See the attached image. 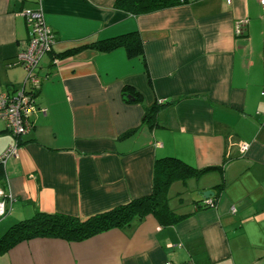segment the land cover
Wrapping results in <instances>:
<instances>
[{
  "label": "crops",
  "instance_id": "obj_1",
  "mask_svg": "<svg viewBox=\"0 0 264 264\" xmlns=\"http://www.w3.org/2000/svg\"><path fill=\"white\" fill-rule=\"evenodd\" d=\"M114 2L0 0L1 91L25 77L16 64L30 30L23 10L41 8L56 37L35 98L45 111L1 168L0 190L13 200L0 240L36 211L84 218L150 195L156 159L210 169L169 185L170 208L189 214L176 223L147 215L81 241L3 242L0 264H264V6L185 0L133 15ZM132 31L142 55L88 47ZM160 101L152 123L144 105ZM14 140L1 122L0 154ZM187 188L195 194L184 200ZM204 190L215 206L196 209Z\"/></svg>",
  "mask_w": 264,
  "mask_h": 264
},
{
  "label": "trees",
  "instance_id": "obj_2",
  "mask_svg": "<svg viewBox=\"0 0 264 264\" xmlns=\"http://www.w3.org/2000/svg\"><path fill=\"white\" fill-rule=\"evenodd\" d=\"M185 0H115L114 6L133 15L154 12L167 7L181 4ZM88 47L98 51H109L117 47H123L129 57L142 55L143 40L136 31L120 34L93 42ZM80 48L66 54L74 53ZM40 90V89H39ZM35 93V98L39 93ZM124 89V95L126 94ZM133 94V93H132ZM134 99L141 102L138 93ZM162 101L152 106H145V118L152 123L155 121V112ZM210 168L196 169L176 158L156 159L153 169L152 192L146 197L131 200L128 203L118 205L114 208L79 218L62 213H44L36 211L30 218L19 221L8 228L2 240L0 249H5L11 242L20 239L34 237L58 238L66 241H81L98 233L113 229L127 228L136 225L147 215L154 216L162 224H173L184 219L189 214L178 213L168 205L167 191L169 185L177 179L186 180L189 177H197L199 173ZM0 167V178H1ZM222 184L215 186L220 189ZM212 204H207L206 199L202 203L196 202V209L214 207L217 194L209 197Z\"/></svg>",
  "mask_w": 264,
  "mask_h": 264
},
{
  "label": "built area",
  "instance_id": "obj_3",
  "mask_svg": "<svg viewBox=\"0 0 264 264\" xmlns=\"http://www.w3.org/2000/svg\"><path fill=\"white\" fill-rule=\"evenodd\" d=\"M230 2V0H227ZM264 6V0H258ZM28 24L29 36L16 54V64L25 70L23 81L9 91L0 90V123L3 122L6 130L15 138L14 142L0 154V167H5L7 161L18 155L19 138L33 127L32 115L44 108H38L35 102V93L40 89L42 75L41 62L45 55L51 53L56 42L53 30L45 22L42 9H25L22 11ZM246 21L235 23V34L242 35ZM56 61V58L53 59ZM2 197H4L2 199ZM13 196L0 190V217L9 209ZM207 204L212 201L206 199ZM170 264V263H165Z\"/></svg>",
  "mask_w": 264,
  "mask_h": 264
},
{
  "label": "rangeland",
  "instance_id": "obj_4",
  "mask_svg": "<svg viewBox=\"0 0 264 264\" xmlns=\"http://www.w3.org/2000/svg\"><path fill=\"white\" fill-rule=\"evenodd\" d=\"M182 191H184L182 194H181V196H182V198L185 200V199H187L188 197H190L191 195L193 196L195 193V191H193L191 188H187V190L186 189H184V190H182ZM176 191L175 190H173V188L171 189V191H170V195L169 196H171V197H177V195H176V193H175ZM191 196V197H192Z\"/></svg>",
  "mask_w": 264,
  "mask_h": 264
},
{
  "label": "water",
  "instance_id": "obj_5",
  "mask_svg": "<svg viewBox=\"0 0 264 264\" xmlns=\"http://www.w3.org/2000/svg\"><path fill=\"white\" fill-rule=\"evenodd\" d=\"M202 198L208 199L209 197L214 195V192L212 190H204L201 192Z\"/></svg>",
  "mask_w": 264,
  "mask_h": 264
}]
</instances>
